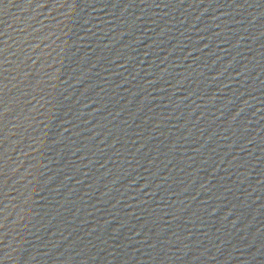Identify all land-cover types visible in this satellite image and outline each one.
Returning a JSON list of instances; mask_svg holds the SVG:
<instances>
[{
	"label": "water",
	"instance_id": "1",
	"mask_svg": "<svg viewBox=\"0 0 264 264\" xmlns=\"http://www.w3.org/2000/svg\"><path fill=\"white\" fill-rule=\"evenodd\" d=\"M0 264H264V0H0Z\"/></svg>",
	"mask_w": 264,
	"mask_h": 264
}]
</instances>
